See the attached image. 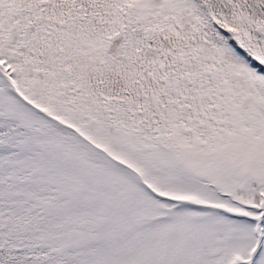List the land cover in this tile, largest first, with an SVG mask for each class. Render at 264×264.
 <instances>
[{
	"label": "snow or ice",
	"instance_id": "6c2138e0",
	"mask_svg": "<svg viewBox=\"0 0 264 264\" xmlns=\"http://www.w3.org/2000/svg\"><path fill=\"white\" fill-rule=\"evenodd\" d=\"M0 264H264V0H0Z\"/></svg>",
	"mask_w": 264,
	"mask_h": 264
}]
</instances>
